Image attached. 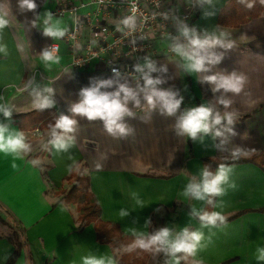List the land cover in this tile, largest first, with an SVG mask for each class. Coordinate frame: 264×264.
I'll return each instance as SVG.
<instances>
[{
  "label": "crops",
  "instance_id": "0c3cea01",
  "mask_svg": "<svg viewBox=\"0 0 264 264\" xmlns=\"http://www.w3.org/2000/svg\"><path fill=\"white\" fill-rule=\"evenodd\" d=\"M62 1L35 0V10L22 11L20 0H0V14L8 20L0 33V43L7 52L0 53V103L11 106L13 115L35 110V92L45 88L53 89L55 105L51 109L56 117L71 115L68 109L78 101L82 88L94 80L114 78L96 65L84 71L61 70L70 59L67 47L62 37L44 35V20L46 13ZM169 1L179 10L193 5V0ZM228 2L213 0L212 5L200 8L196 18L193 14L191 26L199 34L223 31L235 41L232 49H216L223 53V59L210 72L185 71V61L174 52L154 62L158 69L166 68L155 73L164 81L158 87L183 97L176 116L161 115L158 109L149 113L141 92L140 106L128 104L135 115L125 117L124 122L134 130L126 138L112 137L99 120L76 116L75 143L67 151L57 152L50 144L45 150L51 128H36L24 132L31 147L22 158L0 154V264H5L14 251L7 240L9 223L18 225L20 238L26 243L13 264H81V258L88 255L115 260L108 246L96 242L92 225L80 228L75 207L59 201L56 195L67 187L63 180L78 162L85 166L101 219L117 225L124 235L149 234L151 226L155 231L168 227L175 235L186 227L202 231V243L207 247L190 256L189 261L178 254L179 264H264L256 259L257 248H264V170L251 163L226 165L233 171L229 183L223 186L225 194L216 196L211 212H220L224 218L243 213L212 228L202 227L199 216L193 215V210L203 213L207 199L183 195L189 181L199 180L204 159L235 158V149L240 150L238 158L264 151V14L238 27L219 26L218 13ZM205 11L215 14L203 18ZM57 21L67 29L71 20L52 17L49 25ZM51 43L60 47L59 63L42 59L43 50ZM233 71L248 78L239 94L213 92L212 85L202 82L206 75ZM119 80L138 92L142 87L129 79ZM222 95L232 102L228 108L218 102ZM200 104L221 115L233 113L234 124L228 126L232 131L196 141L178 136L177 117ZM0 122L20 131L12 118L5 120L0 115ZM233 183L235 186H230ZM137 199L144 202L143 207ZM121 210L129 214L121 217ZM160 253L153 251L147 264H154ZM168 264H175V258L171 257Z\"/></svg>",
  "mask_w": 264,
  "mask_h": 264
},
{
  "label": "clouds",
  "instance_id": "9594fccd",
  "mask_svg": "<svg viewBox=\"0 0 264 264\" xmlns=\"http://www.w3.org/2000/svg\"><path fill=\"white\" fill-rule=\"evenodd\" d=\"M213 0H196V5L201 8L205 4L212 5ZM245 3V0H240ZM20 9L35 10L37 5L35 0H20ZM251 8V4H246ZM214 12L205 11L203 18L213 16ZM52 20V14L46 13L44 20V35L53 38H60L65 35L66 29L59 26L57 21L49 25ZM126 26L134 27V19L129 17L123 21ZM8 25L5 15L0 14V33ZM179 36L175 37V42L171 45L172 51L185 61L183 65L185 71L189 73H207L211 71V67L218 65L223 59V53H218L217 48L229 50L235 46V41L230 38V34L220 31L211 33L205 32L199 34L194 27L184 24L179 28ZM183 37L185 42H180ZM56 50H44L41 54L43 61L46 63H59L60 58L55 54ZM0 53L7 54L6 46L0 43ZM135 71L140 74L143 80V86L138 92L130 87L128 83L120 82L119 73L113 70L114 78L98 79L90 82V86L84 87L79 92V99L73 103L68 111L71 115L61 114L51 125V138L48 143L57 151H67L75 143V133L77 131L78 121L76 116L86 118L88 121L99 120L103 123L105 131L114 138H126L132 135L134 130L124 121L125 117H133V113L128 107L129 102L136 106H140V93H143V101L151 110L158 109L161 115L176 116L183 102V97H178V93L171 89H163L158 87L164 81L159 76H153V73L166 71V68L158 69L154 62L146 58L143 65H136ZM248 78L244 73L233 71L230 74L216 73L206 75L202 82L212 85L213 92L223 91V93L239 94L247 83ZM111 89V90H109ZM218 102L228 108L231 100L226 99L223 95ZM34 107L38 110L52 108L55 105L53 97V89L45 88L43 91H36L33 101ZM0 115L5 120H11L13 108L7 104L0 103ZM226 122V124L222 123ZM234 124V114L226 112L221 115L214 112L213 109L206 105L185 109L176 119L175 130L178 136H185L192 141L202 140L204 136L212 135L214 138L222 136L224 131L231 132L228 126ZM223 128V131L221 130ZM235 133H233L234 135ZM30 144L23 131L12 129L8 124L0 122V154L12 156L13 159L22 158V155L30 151ZM239 149L232 152L233 157H239ZM15 167V165H14ZM233 169L226 165L218 166L215 173L205 167L199 180L193 178L186 185L183 195L191 197L195 200H205L212 196H220L225 194L224 185L229 183L230 174ZM234 187V183L230 185ZM136 203L144 206V202L137 199ZM126 210L120 211V216H127ZM198 215L202 227H215L218 222H224V217L220 212H203L196 213ZM150 221H146L148 223ZM136 239L127 246L128 251L140 249L146 252H165L167 255L175 258V264H179L178 254L186 257H194L202 248L207 247L204 233L202 231H190L183 228L180 232L173 235L168 227H161L151 234L134 233ZM211 242V238H208ZM257 261H264V248H257ZM81 264H116L111 257H97L88 255L81 258ZM202 264V262H201Z\"/></svg>",
  "mask_w": 264,
  "mask_h": 264
},
{
  "label": "built area",
  "instance_id": "2783aa9c",
  "mask_svg": "<svg viewBox=\"0 0 264 264\" xmlns=\"http://www.w3.org/2000/svg\"><path fill=\"white\" fill-rule=\"evenodd\" d=\"M51 14L71 20L62 37L70 56L62 71H84L96 65L109 75L114 76L115 70L119 78L143 86L136 65H143L146 58L155 62L171 56L179 28L192 27L194 7L179 10L169 0H64ZM129 17L134 27L123 23ZM180 42H185L183 37ZM46 49H55L59 56L58 44Z\"/></svg>",
  "mask_w": 264,
  "mask_h": 264
},
{
  "label": "trees",
  "instance_id": "16d2710c",
  "mask_svg": "<svg viewBox=\"0 0 264 264\" xmlns=\"http://www.w3.org/2000/svg\"><path fill=\"white\" fill-rule=\"evenodd\" d=\"M246 4H251L249 8ZM196 0H193L195 18L201 7L195 6ZM264 14V0H229L218 13L217 24L223 27H238L245 24L255 17ZM13 121L20 131L29 132L36 128L46 129L54 125L57 117L53 109L32 110L27 113H21L12 116ZM46 140L45 150H48L49 139ZM251 163L264 170V151L256 152L248 158H228L226 160H216L206 158L203 160L204 167L213 172L220 165ZM84 164L76 163L73 165L68 175L65 176L63 182L67 188L60 189L56 195L60 196L59 201L66 205L75 207L77 214L76 220L80 228L92 225L95 233V240L100 245H106L113 253L117 264H147L151 252L140 249L128 251L127 246L130 245L136 237L124 235L120 228L112 223L101 219V209L94 195L89 188V178L85 174ZM216 196L207 198V203L203 212H211ZM243 212L234 216L224 218V222L230 221ZM1 221V220H0ZM222 222V223H224ZM221 223V222H218ZM11 234L7 240L13 245L14 251L5 264H13L21 253V249L25 246L24 238H20V228L9 223ZM155 229L151 226L149 234L154 233ZM171 256L165 252H161L155 261V264H168ZM46 264V263H44ZM221 264H227L222 262Z\"/></svg>",
  "mask_w": 264,
  "mask_h": 264
},
{
  "label": "rangeland",
  "instance_id": "374dc122",
  "mask_svg": "<svg viewBox=\"0 0 264 264\" xmlns=\"http://www.w3.org/2000/svg\"><path fill=\"white\" fill-rule=\"evenodd\" d=\"M54 18V17H53ZM70 71V70H69ZM50 128V127H49ZM46 129H48V128H46ZM44 130V129H43ZM67 188V187H66ZM57 197H60V196H57ZM152 253H153V251L151 252V254H150V256H149V259H150V257H151V255H152ZM160 255V254H159ZM158 255V256H159ZM185 257L183 256V259H184ZM149 259H148V261H149ZM186 259V261H189L190 260V256L189 257H186L185 258ZM148 261H147V263H148ZM155 264V263H154Z\"/></svg>",
  "mask_w": 264,
  "mask_h": 264
}]
</instances>
